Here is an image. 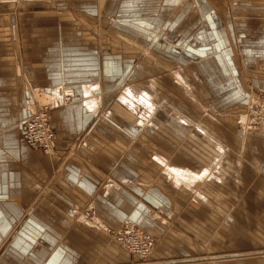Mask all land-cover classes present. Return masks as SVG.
Listing matches in <instances>:
<instances>
[{"label":"crops","instance_id":"obj_1","mask_svg":"<svg viewBox=\"0 0 264 264\" xmlns=\"http://www.w3.org/2000/svg\"><path fill=\"white\" fill-rule=\"evenodd\" d=\"M59 1L71 2L112 33L94 68L93 48L77 41L59 45L54 27L19 30L18 51L17 27L12 35L0 32V264H140L112 235L126 221L157 239L146 264H264V141L238 130L234 141L232 128L234 134L225 136L204 127L182 98L193 96L194 84L205 85L203 97L214 96L216 120V112L248 100V82L264 89V0H192L190 6L178 0ZM64 16L73 18L55 12L24 21ZM0 21L8 27L13 18ZM79 70L86 85L66 103L63 97L75 93L63 83H78ZM120 84L128 87L119 99L100 90ZM143 86L151 91L152 106L158 104L153 115L171 118L172 97L176 116L209 137L219 156L212 159V172L207 143H186L189 127L180 121L151 134L165 151L144 146L138 117L128 125L113 114L116 98L118 108L134 116L123 97ZM216 86L225 92L217 95ZM38 88L60 89L54 100L63 103L51 114V155L30 149L22 135L29 98ZM29 89L34 90L27 94ZM169 130L182 143L161 134ZM165 167L213 179H198L186 189ZM211 190L215 201L208 206ZM90 210L87 224L82 216Z\"/></svg>","mask_w":264,"mask_h":264},{"label":"rangeland","instance_id":"obj_2","mask_svg":"<svg viewBox=\"0 0 264 264\" xmlns=\"http://www.w3.org/2000/svg\"><path fill=\"white\" fill-rule=\"evenodd\" d=\"M178 1H179V3H184L185 5L187 4L190 6L191 5L190 3L192 0H178ZM70 3L71 2L66 4V3L59 1V0H45V1H41V0H0V19L4 18L6 16L13 18V22L11 21L12 23L11 24L9 23L8 27L2 26V21H0V32L1 31L4 33L9 32L12 35V33H11L12 28L15 27L14 28V30H15L17 27L18 32L14 37V44L16 47V51H18L19 48H22V45H23L22 38L20 37L21 36L20 31L21 30H23L24 28H30L31 30L40 29V30H48L49 31V30H51V28L54 27L53 30L58 32V41H59L58 44L59 45H65L66 46L67 44H71L72 42L76 43L75 41H77V43H78L77 45L79 47L90 48V49L93 48L94 53H95L94 54V57H95L94 68H97V65H98L97 56L99 55L98 53L99 52L102 53L101 50H103V48H101V45L107 44L105 41L109 40V36L112 33V32L110 33V30L112 29V27L110 28L108 25H107L108 27L105 25L106 27L102 29L101 23H100L101 24L100 25L99 22H97V20L88 19V17L86 18L80 9H77L76 7L72 6ZM79 11L81 12L80 14H79ZM55 12L73 15V18L71 16H70L71 18L70 17L66 18L64 16L62 19H60V17H54L53 19H47V20L44 18L32 19L34 22H25L24 21V19L30 18L31 16H34V15L41 16V14H53ZM29 23H30V25H28ZM45 24L51 25V26H46ZM76 31L78 32V36L79 35H82V36L81 37L76 36V34H74ZM0 37H1V35H0ZM1 40L2 39H0V41ZM74 43H72V45H74ZM112 47L115 48L116 50H123L121 45H114L113 44ZM16 56L20 58V55H16ZM144 57H146V56H144ZM146 58H148L150 60L149 57H146ZM146 58H143L142 60L147 61L148 59H146ZM150 63L154 64L152 61ZM94 70H96V71H92V73L93 72L99 73V71L97 69H94ZM84 73H85L84 70L78 71L77 76H79L78 79L80 81L77 80L78 83H76L75 85L71 86L68 84L65 85V83H63L64 86H66V87L63 86L66 90H69V91L73 90L74 91L75 94H72V92H69L70 93L69 95L73 96L72 99H75L77 97L76 94H81L82 90H83V85H86V83L83 82L84 79L86 80ZM158 75H156L155 77H157ZM160 77H162V76H160ZM164 79H166V78L164 77ZM192 83H194V82H192ZM163 85H164V82H163ZM124 86L125 85H122V84H120L118 87L116 85H115V87L114 86H107V87H103V88L101 87L100 90H101V92L104 91L105 93H107V92L114 93L115 97L119 99V97H118L119 94H122V90L125 89V87H128V86H125V87ZM193 86H194V89L192 90L193 96H190V97L188 96L189 97L188 98L185 95V97H182V98H184L186 105L189 106V108L192 112L191 113L192 116L193 115H195L196 117L199 116L198 119L203 122L202 125L204 127H206V128L210 127L215 132L217 130H219V134H220V131H222L225 136H226V134H229L231 136L232 133L234 134L233 130H235V134L233 137L235 139H233V140L239 141V139L236 136L237 135L236 132H237V130L239 132L240 131L245 132L242 129V126L239 122L241 121V118L242 119L245 118V115L247 116V119H248L249 113H248L247 106L250 102L251 92L253 95L254 89H256V90H261V89L254 87L251 82H248L247 84H245L246 89H248V91H249L248 92V100L243 105H239V106L227 109L224 112H221V111L216 112V114H218V116H217L218 118L216 120H214L212 117V116H214V112L212 111V106H214V103L211 100V98H213L214 96H210L208 98L203 97V96H206L204 94V91L206 90L205 85H203L202 88L200 86L197 87L196 84H194ZM58 88H61V87H58ZM163 88H166V87H163ZM146 89H147V91H149V93L147 95L145 94L146 92L141 93V90L146 91ZM200 89H201V92H200ZM33 90L34 89H29V91H26V92H27V94H29V92L32 93ZM36 90H37V92L34 94V99L30 100V98H29V105H30V108L32 109V111L35 109V107L38 104H46V103H52V102L55 103L54 99L56 97L54 98V95L57 94L56 88H53L52 89L53 91L51 90L50 93H44V91L40 88H38ZM135 90L136 91H134V92L132 91L133 92L132 94L131 93L126 94L123 97V101H124V103H128L127 105H129L132 110L134 109L136 111L135 112L136 114L133 116V115H130L129 113L125 112L124 110L122 111V109H119L118 106L115 104L116 98L113 99V101H114L113 110L115 112L113 114L122 116L123 119L128 121V125H130L131 123H134V121H132V119L135 117H138V120H141V124H142L141 126L145 130L144 135H142V137H141V141L144 143V146L146 144L147 145L157 144L160 147L161 146L164 147L165 145L163 143H161V141L158 140L156 136L151 135V134H153L154 132L159 130L162 126L166 125L167 122H178V121H180V123L182 125H185V128L187 126L189 127L188 128L189 133L187 134V137L184 138L186 143L190 144L191 146H195V147H197L199 145V143H202V144L207 143L206 146H204V148H206L205 152L207 154V158L209 160L211 159L210 162L208 161V167L207 168H209L210 172H212V169H214V168L210 167L212 162H213L212 159L213 158H219V156H217V152L214 150V145L211 144V140L209 139L208 136H203L197 132L196 127H195L193 122L190 121L191 124H189L187 122H184L182 119H179L176 116V114H175L176 112L173 111V109L171 107V103H170V101H173L174 99L172 97H169V99L167 100L169 102V108L168 109L171 111V114H172L171 118H166V117L161 118L160 114H159V117L155 116L157 113V111L155 112V110H156L155 108H157L156 105H158V104L154 103L156 105L152 106L151 100H150L151 91L148 90V86L137 87ZM262 90H264V89H262ZM214 93H215V91H214ZM176 97H178V100H182L180 96H176ZM175 99H177V98H175ZM257 100H259L260 104L264 103V99L258 98ZM55 109L56 108H54V110ZM160 110H161V107H160ZM154 112H155V115H153ZM29 114H30V112H29ZM175 117L178 120H176ZM224 120L226 123H228L227 121L229 120V123H231V124L230 125L224 124L223 123ZM197 127H199V126L197 125ZM181 128H183V126ZM223 129H225L226 131H223ZM180 131H181V129H180ZM169 132H170V134L172 133V134L176 135L171 130H169ZM250 133H253V132H250ZM161 134L165 138H168L169 141H175V142L182 143V141L174 138L172 136V134L170 135V134H167L164 132H161ZM245 134L249 135V133H246V132H245ZM165 147L167 148V146H165ZM166 148H165V151H167ZM159 153L162 154V150H160ZM217 167H218L217 169H219L221 171L222 167L220 168L219 165ZM165 169H167V167H165ZM172 170H173V168H172ZM179 170L181 172L188 171V170H182V169H179ZM166 172H167V170H166ZM211 175L208 176L207 178H204L203 181H205V179H207L206 181H210L212 178ZM206 176H207V173H206ZM205 184H207V187H209L211 182H205ZM184 188H186V187H184ZM188 188L189 187H187L186 189H188ZM190 190L192 191L193 189L190 188ZM210 192H211V194L210 193H208L207 195L205 194L206 195L205 197L208 199L207 205L213 206L214 201H215V197L212 194L213 193L212 190ZM191 199L198 201V198L195 199L194 195L191 196ZM84 214H85V212L83 213V215ZM91 219H92V216H91ZM137 261H139V260H137ZM139 263L140 264H146L147 262L144 263V262L139 261Z\"/></svg>","mask_w":264,"mask_h":264},{"label":"built area","instance_id":"obj_3","mask_svg":"<svg viewBox=\"0 0 264 264\" xmlns=\"http://www.w3.org/2000/svg\"><path fill=\"white\" fill-rule=\"evenodd\" d=\"M59 90L57 89V93ZM255 90L252 101L247 106L248 119L239 123L246 133H256L264 140V103L260 104L257 100L258 98L264 99V90ZM65 98L67 103L73 96L68 95ZM54 102H52L53 104H38L33 111L30 110V114L23 124L22 135L25 144L43 155L53 153L54 132L51 127V114L54 108L63 104L58 101ZM91 216H93V212L90 210L85 212L82 217L87 224H90ZM112 235L129 255L144 263L149 261L157 244L156 237L131 221L124 222L120 229L113 232Z\"/></svg>","mask_w":264,"mask_h":264},{"label":"bare ground","instance_id":"obj_4","mask_svg":"<svg viewBox=\"0 0 264 264\" xmlns=\"http://www.w3.org/2000/svg\"><path fill=\"white\" fill-rule=\"evenodd\" d=\"M252 98H253V95H252V92H251L250 102L252 101ZM65 100H66V98L63 97V101L64 102H66ZM250 102H249V104H250ZM242 120L243 121L244 120L246 121L247 120V116L245 115V118L244 119L241 118V122H242ZM166 170H167V173L169 175H172L174 177L173 180H175L177 183H180V184L183 183V184L187 185L188 187H190L189 185L192 186V184L195 181H197L198 179H199V181H203V179L206 176V173H202V175L201 174H196V176H195L190 171L181 172L179 169H175V168L173 170H172V168H167Z\"/></svg>","mask_w":264,"mask_h":264},{"label":"water","instance_id":"obj_5","mask_svg":"<svg viewBox=\"0 0 264 264\" xmlns=\"http://www.w3.org/2000/svg\"><path fill=\"white\" fill-rule=\"evenodd\" d=\"M215 90H216V94L217 95H221V94H223L225 92V89L222 88V86L221 87L220 86L219 87L216 86Z\"/></svg>","mask_w":264,"mask_h":264}]
</instances>
